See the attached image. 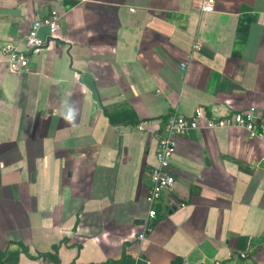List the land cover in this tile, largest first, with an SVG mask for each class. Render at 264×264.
Instances as JSON below:
<instances>
[{"label": "crops", "instance_id": "0c3cea01", "mask_svg": "<svg viewBox=\"0 0 264 264\" xmlns=\"http://www.w3.org/2000/svg\"><path fill=\"white\" fill-rule=\"evenodd\" d=\"M51 11L56 35L9 71L4 48ZM200 105L264 112V0H0V264H264V134L238 126L175 136L138 239L156 135Z\"/></svg>", "mask_w": 264, "mask_h": 264}, {"label": "built area", "instance_id": "2783aa9c", "mask_svg": "<svg viewBox=\"0 0 264 264\" xmlns=\"http://www.w3.org/2000/svg\"><path fill=\"white\" fill-rule=\"evenodd\" d=\"M201 12H210L214 9L215 0H195ZM45 27L46 33L40 34L41 28ZM60 28V15L51 11L46 16L33 21L25 35V51L17 50L8 45L4 48L5 62L9 71L23 72L26 70L29 61V53L39 50L46 45L50 38L54 37ZM198 42L194 43L197 48ZM185 68V65H182ZM148 121H141L136 125L138 130H143ZM214 126L244 128L249 137H256L264 134V112L258 113L255 109H245L229 113L227 116L212 119L208 116L204 106H198L194 111L186 116L177 112L167 115L163 128L157 133L156 165L149 171V188L146 198L150 204L147 217L142 222V231L138 234V239L146 237V233L151 229L154 217L157 215L155 203H157L166 190L174 184V177L170 170V158L175 151V136L187 133L198 128H212ZM132 264H148L141 262V258L136 256ZM204 264V263H199ZM214 264H222L215 262Z\"/></svg>", "mask_w": 264, "mask_h": 264}, {"label": "clouds", "instance_id": "9594fccd", "mask_svg": "<svg viewBox=\"0 0 264 264\" xmlns=\"http://www.w3.org/2000/svg\"><path fill=\"white\" fill-rule=\"evenodd\" d=\"M79 114L78 108L75 106L74 102L63 101L61 105L60 116L68 124L74 125Z\"/></svg>", "mask_w": 264, "mask_h": 264}, {"label": "water", "instance_id": "95a60500", "mask_svg": "<svg viewBox=\"0 0 264 264\" xmlns=\"http://www.w3.org/2000/svg\"><path fill=\"white\" fill-rule=\"evenodd\" d=\"M81 81H82V83H84V84L86 85V87L91 91V93H92V98H93L94 100H97L98 97H97V94H96V88H95L94 81H93L91 75H90L89 73L84 72V73L82 74Z\"/></svg>", "mask_w": 264, "mask_h": 264}]
</instances>
